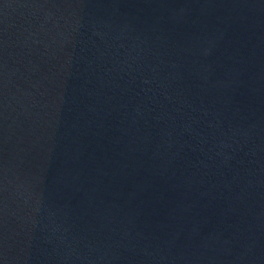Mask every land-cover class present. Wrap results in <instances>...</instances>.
Returning a JSON list of instances; mask_svg holds the SVG:
<instances>
[{
    "label": "water",
    "instance_id": "obj_1",
    "mask_svg": "<svg viewBox=\"0 0 264 264\" xmlns=\"http://www.w3.org/2000/svg\"><path fill=\"white\" fill-rule=\"evenodd\" d=\"M0 264H264V0H0Z\"/></svg>",
    "mask_w": 264,
    "mask_h": 264
}]
</instances>
